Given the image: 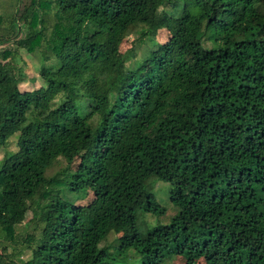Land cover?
<instances>
[{"label":"trees","instance_id":"trees-1","mask_svg":"<svg viewBox=\"0 0 264 264\" xmlns=\"http://www.w3.org/2000/svg\"><path fill=\"white\" fill-rule=\"evenodd\" d=\"M10 42L41 84L0 50V264H264V0L0 2Z\"/></svg>","mask_w":264,"mask_h":264},{"label":"rangeland","instance_id":"rangeland-1","mask_svg":"<svg viewBox=\"0 0 264 264\" xmlns=\"http://www.w3.org/2000/svg\"><path fill=\"white\" fill-rule=\"evenodd\" d=\"M29 0H0L1 2V10L2 12H12L15 7L22 8L26 3H28ZM23 26L21 25L20 28ZM24 32V31H23ZM23 32L22 35H23ZM137 36L136 32L128 33L124 40L122 41L120 45L121 52L125 53L131 60L134 59V56H138L139 49L136 48L134 51V56L132 55V48L135 44L134 39ZM167 38V32L165 30H159L157 39L159 41H164ZM16 45L14 43H7L5 45L0 46V50L4 48H10L15 51V56L13 62H15L16 65L21 66L23 71L26 73V81L20 84V88H26V89H33L35 87H38L41 84V78L39 75V68H40V60L38 57L37 52H27L23 48H15ZM12 148V146H10ZM3 155V149H0V158ZM64 167V162L60 161L59 163H56L49 171V173H54L60 168ZM154 192L156 195L157 200L162 204L166 206V216L161 218L162 221L168 220V218L174 213V208L171 206V202L169 200V190H170V184L163 180H157V182L154 184ZM68 196L73 200L74 203L80 204V205H87L93 200V193L90 190H87V192L79 195H73L71 193H68ZM31 217V211L26 210L23 220L21 222V225L23 227L28 226L29 219ZM143 219L148 224L152 225L155 222V216L152 214H145L143 216ZM20 227V229L17 230L18 237L24 236V232L26 230L32 231L31 226H28L27 228ZM23 229V230H22ZM117 237V235L111 234L107 240L106 243H111L114 241V238ZM18 247H22L21 243L17 245ZM8 251H11V248H8ZM30 256V250L25 249L23 250L21 254L22 259H27ZM136 256L133 252L130 253V255L127 257V260L129 262H136L135 260ZM166 264H183V261L176 258L171 259L166 262Z\"/></svg>","mask_w":264,"mask_h":264}]
</instances>
